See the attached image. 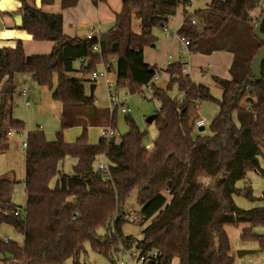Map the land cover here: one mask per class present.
I'll list each match as a JSON object with an SVG mask.
<instances>
[{
	"label": "trees",
	"instance_id": "16d2710c",
	"mask_svg": "<svg viewBox=\"0 0 264 264\" xmlns=\"http://www.w3.org/2000/svg\"><path fill=\"white\" fill-rule=\"evenodd\" d=\"M19 1V27L34 41L52 42V47L44 55H25L20 41L14 47L0 48V153L8 146L9 129L23 128V122L11 116L16 73L28 74L38 86L47 87L61 111L54 139H46L39 129L26 133L23 207L10 201L14 180L0 175V223L11 225L23 237L21 244L0 239V260L62 264L72 258V264H78L88 243L93 252L112 263V256L135 248L140 253L154 249V264H171L173 258L178 264H233L226 225H241L240 239H254L264 250V234L252 230L264 225V190L253 196L250 186L235 185L247 171L264 177L259 163L260 155L264 160V62L257 81H250L249 69L262 46L248 15L258 0H210L176 31L187 40L190 53L233 54L230 79L212 77L221 89L220 99L206 85L185 75L180 62L168 64L169 82L158 87L151 82L153 68L143 61V48L156 41L153 29H161L179 5L189 0H121L112 26L92 38L65 35L60 13H47L27 0ZM40 2L47 5L53 0ZM60 2L62 9L77 5V0ZM192 17L197 23H191ZM260 30L264 33V21ZM80 57L85 64L76 69L74 62ZM100 62L107 72L113 67L115 87L125 86L128 93L142 94V87L150 83L152 96L160 103L153 119L157 133L150 148L144 143L147 132L128 116L129 128L118 140L110 142L111 137L101 136L97 143H88V127L107 124L115 129L114 114L119 106L112 111L95 106L93 94L86 93V81L70 73L91 74ZM172 84L182 93L181 99L168 94ZM197 100L216 101L219 112L213 133L194 139L188 109ZM76 126L82 128L81 134L73 142H65L63 131ZM65 156L74 159L70 174L59 169ZM100 156L106 160L104 170L93 166ZM53 176L55 184L50 187ZM133 190L140 207L137 214L148 221L140 239L123 232L127 221L121 213ZM233 195L259 205L242 209ZM19 208L23 217L13 214Z\"/></svg>",
	"mask_w": 264,
	"mask_h": 264
},
{
	"label": "rangeland",
	"instance_id": "374dc122",
	"mask_svg": "<svg viewBox=\"0 0 264 264\" xmlns=\"http://www.w3.org/2000/svg\"><path fill=\"white\" fill-rule=\"evenodd\" d=\"M210 0H194L193 7L195 9L204 7ZM172 16L166 26V29L172 28L174 21L179 17L178 12ZM255 25L256 21L251 20ZM197 23V22H195ZM134 31L138 32V25L133 26ZM161 29H153L156 33L162 32ZM155 50L154 48H151ZM183 51V49H182ZM183 61L187 60V54L182 52ZM113 63L114 60L111 59ZM186 60L184 62H186ZM100 64L104 66L102 62L98 63L94 70L99 67ZM105 67V66H104ZM190 66H185L186 70ZM195 69L194 65L192 66ZM109 73H114L113 67L110 69ZM184 73V72H183ZM89 72L85 75L89 77ZM111 76V75H110ZM113 77V75H112ZM156 80L153 81L156 86L164 88L163 86L167 83L168 79L165 74L157 75ZM114 78V77H113ZM111 79V78H110ZM104 77H99L94 81L91 79V83L95 82L96 85L95 91L93 92V103L98 108L111 110L110 101L108 99L106 83ZM87 83V82H85ZM55 84V80H53ZM14 85L15 91L13 94V115L23 121V128L20 132H14L11 136H7L8 139V148L6 152L0 154V175L8 177L11 180H14L11 191H10V201L17 206L23 207L25 204V192L23 184V175H24V152L19 149V144L22 140H26V133L29 130L39 128L43 131L44 136L49 140L55 138V132L59 129L60 121V111L61 105L58 101H55L51 98V91L45 86H38L30 77V75L25 76L23 73H16L14 75ZM208 86V85H207ZM114 87H115V78H114ZM151 86L146 88L142 87V94L138 93H128L125 86L115 87L117 93H119V98L124 93H127V96L124 99V108L128 109V112L122 113L120 107L117 108L116 113L114 114V124H115V139L118 140L120 135L125 133L129 126L125 121L127 113L132 117L133 123L141 130L147 132V136L144 140L145 145L150 148L152 146V141L156 136L157 130L154 122V114L158 108L159 100L152 96ZM210 94L215 99H220L221 89L219 87H214L212 85L208 86ZM86 93L89 94V85L85 84ZM21 90L26 91L25 95L20 93ZM169 94L176 99L182 93H179L175 87H172L169 91ZM117 97V99H119ZM27 101L28 104H25ZM199 104V105H198ZM194 101L189 105L188 113L192 119V128L191 135L194 139L203 138L209 136L213 133L215 128V119L219 112V106L216 101H201L200 103ZM198 105V107L196 106ZM201 117L204 119L203 129L198 130V126L194 124L195 119ZM233 120L235 121V115L233 114ZM107 126V124L105 125ZM201 126V125H200ZM16 130V129H9ZM74 129H67L63 132L64 136L72 137ZM88 138H91V132L88 131ZM101 158H96L93 166L96 168L99 162H102ZM259 163L262 168H264V160L262 156H259ZM74 164V159L70 156H65L59 164V169L64 173L70 174L72 172V165ZM13 175V177H9ZM56 176H53L49 180V186L52 187L55 184ZM236 187L242 188L243 186H250L252 189L253 196H259L264 190V177L255 171H247L244 179L236 182ZM136 190H133L129 197L126 200L125 206L122 209V213L126 214L127 218L135 215V219L128 220L123 225V232L131 236L132 239H140L142 237V229L148 221H142L138 216L137 212L140 207L135 202ZM234 203L242 208L248 209L257 205V202L245 198L241 195H233ZM137 214V215H136ZM241 225H226L224 230L227 234L230 254L233 256V264H264V250L259 248V244L254 239L241 240L239 237ZM253 232L257 234H264V225L255 226ZM99 233H103V229L98 230ZM8 237L12 241H16L19 244L22 243L23 237L19 234L11 225L4 222L0 223V239ZM85 252H83L78 258V264H120V261L117 257L112 256L113 263L106 258L105 256L95 253L90 249L88 243L84 244ZM135 249V248H134ZM253 250L250 253L243 254L242 256H237V250ZM3 256L0 255V259ZM8 257V256H6ZM124 261L128 260L126 254L122 255ZM11 262L0 260V264H10ZM72 258L66 259L62 264H72ZM171 264H178V259L173 258Z\"/></svg>",
	"mask_w": 264,
	"mask_h": 264
},
{
	"label": "crops",
	"instance_id": "0c3cea01",
	"mask_svg": "<svg viewBox=\"0 0 264 264\" xmlns=\"http://www.w3.org/2000/svg\"><path fill=\"white\" fill-rule=\"evenodd\" d=\"M27 1L33 4L34 6L40 8L44 12L60 13L62 17L63 33L68 36H77V37H82V38H85L86 35L89 33H92V35L96 37L105 33L112 26L114 18H115V14L119 12L121 8V0H97L96 4H93L91 0H77L76 6L72 8H67V9L61 8L60 0H53L51 4H47V5L41 4L40 0H27ZM193 2L194 1L191 2V5L194 11L196 9L193 7ZM178 11H179L178 13L179 17L174 21L172 28H168V30L167 29L162 30V32H159V33L152 31L153 35L156 38L155 43H153L154 45L144 47L142 50L143 61L149 66H151L155 73L151 82L156 80L157 75H161L163 73L167 76V79H168L167 83H168L169 75L165 71L166 67L170 63L180 62L183 65L184 74L188 75V77L194 83H201L206 86L212 85L214 87L216 86L219 87L213 81L212 77L217 76V77L224 78V79H230V74L228 72V69L231 64L233 54L229 51H213L210 54L190 53L187 50L186 45L182 41H180L179 38L173 37L170 35V33H172L175 29H178L179 26L183 22L182 10L180 9V7L177 8L176 12ZM176 14L177 13H175V17H176ZM18 16L19 17L21 16L19 0H0V48L14 47L16 42L20 41L23 46V51L25 55L48 54L51 50L52 42L34 41L26 31H24L23 29L19 27V23L17 22ZM171 17L172 16L168 17L166 26ZM151 48H154L155 50H152ZM182 52L187 54V60L185 59L186 62H184L185 60L183 61ZM193 65L195 69L192 68ZM79 66H81V62L76 60L74 62V68L78 69ZM185 66H190V68L187 67L188 69L186 70ZM100 68H101V65L99 67L97 66V70ZM105 74H106L105 79L114 84L115 73H109L106 71ZM24 75L27 76L28 74H24ZM112 75L114 78L112 77ZM70 76L85 80L87 82L85 84H88V85L91 84V82H89L92 79L91 74H89V77H88L81 72H72L70 73ZM96 79L94 81H96ZM106 80H104L105 83H106ZM94 83L95 82H93V84ZM167 83L163 87H165ZM149 85L150 83L146 85V88H149ZM95 87L96 85L94 84L93 92L95 91ZM172 87H175L176 89V84H172L171 88ZM120 91H124V90H120ZM169 91H168V94H169ZM20 93L22 95H25L26 91L21 90ZM119 93H117L116 90L114 91L116 98L117 97L119 98ZM126 96H127V93H124L121 96V98L117 99L120 102L121 106H124V99ZM181 98H182V94L176 97V100H179ZM25 102H26L25 104H28L27 101ZM194 102L198 104L201 101L197 100ZM198 105L196 106L198 107ZM158 108H159V105H158ZM188 115L190 114L188 113ZM11 116L13 119L22 121L21 119H18L13 115V105H12ZM199 118L201 117H198L197 119ZM203 123H204V119H203ZM194 124H195V121H194ZM202 125L201 126L196 125L198 126V130L201 131L203 129ZM107 127L109 126L88 127L87 134H88V131H90L92 135L91 138H88V143L89 144L97 143L98 139L102 136L101 131ZM200 127L201 129H199ZM72 128L74 129V133L72 137H69V136L63 137V133H62V138L65 142H73L81 134V129H82L81 127L76 126ZM36 129H39V128H36ZM68 129H71V128H68ZM65 130L63 132H65ZM114 133H115V130H114ZM7 148L1 153L6 152ZM19 149L25 152V149L21 148V142L19 144ZM99 158H101L104 162H106L104 157L100 156ZM9 177H13V175ZM23 178H24V175H23ZM257 205H259L258 202H257Z\"/></svg>",
	"mask_w": 264,
	"mask_h": 264
},
{
	"label": "built area",
	"instance_id": "2783aa9c",
	"mask_svg": "<svg viewBox=\"0 0 264 264\" xmlns=\"http://www.w3.org/2000/svg\"><path fill=\"white\" fill-rule=\"evenodd\" d=\"M190 2L186 5H179L180 9L182 10V20L188 18L191 13L193 12V8H192V5H191V2L194 1V0H189ZM263 9H264V0H258L257 3L255 4V7L251 10L248 11V15L249 17L255 21V19H257L259 17V15L263 12ZM185 11V13H184ZM191 23H195V19L192 17L190 19ZM163 30H166V24L163 25ZM177 29H175L172 33H170L171 36L173 37H177L179 38L180 41H182L185 45L188 44L187 40H185L183 37H179L177 35ZM94 35H92V33H89L86 35L85 38H92ZM94 50L97 51L98 50V46H94ZM78 61L81 62V64H85V59L80 57L77 59ZM101 65V68L100 69H96L95 71H93L91 73V78L93 80H95L96 78H99V77H104L105 79V73H106V70H105V67ZM106 80V79H105ZM146 86V85H144ZM106 90H107V95H108V99L110 101V107H111V110L112 111L115 107L119 106L120 107V111L122 113H126L128 111L127 108H124L123 106L120 105V102L117 100L115 94H114V91H115V87H114V84L108 80H106ZM203 124V119L199 118V119H196L195 120V125H202ZM14 132H20L19 130H9L7 132V135L11 136ZM101 134H102V137H106V138H109V137H112L114 136V138L116 137L115 133H114V130L111 129L110 127H107L105 129H103L101 131ZM21 148L22 149H25L26 148V140H23L21 142ZM106 162L102 161V162H99L97 164V169L99 170H104L106 169ZM13 214L14 215H19L20 217H23V210L22 208L20 209H15L13 211ZM121 216L123 219H128V220H131V219H135V215L132 216V217H129L127 218L126 214L124 213H121ZM125 219V220H126ZM9 239L8 238H3L2 241L3 242H7ZM123 254H126V256L128 257V260L127 261H124L122 259V255ZM117 258L119 259L120 261V264H154L156 258H157V252L154 250V249H151V250H148L144 253H140L138 250L136 249H131V250H122L121 252H119L117 254Z\"/></svg>",
	"mask_w": 264,
	"mask_h": 264
},
{
	"label": "water",
	"instance_id": "95a60500",
	"mask_svg": "<svg viewBox=\"0 0 264 264\" xmlns=\"http://www.w3.org/2000/svg\"><path fill=\"white\" fill-rule=\"evenodd\" d=\"M21 18L18 16L17 18V22L20 24ZM264 21V12L262 13L261 17L259 18L258 22L254 25L253 28V34L254 36L260 40L262 42V46L257 50L256 54L254 55V57L251 60V63L249 65V69L252 75V78L250 79V81H257L260 79L261 76V65L264 62V33L261 32V25ZM154 44L152 43L150 46H153ZM93 88H94V84L91 83L89 85V94L91 95L93 93ZM127 116L130 120H132V117L129 115V113H127ZM201 129V127L199 128ZM115 140L114 136H112L110 138V142H113ZM253 250H245V249H241V250H237L236 254L237 256H242L243 254L246 253H250Z\"/></svg>",
	"mask_w": 264,
	"mask_h": 264
}]
</instances>
